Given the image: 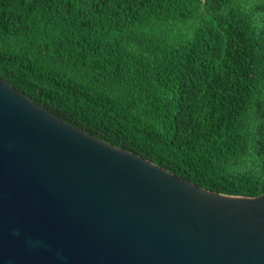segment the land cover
I'll list each match as a JSON object with an SVG mask.
<instances>
[{
    "label": "trees",
    "instance_id": "trees-1",
    "mask_svg": "<svg viewBox=\"0 0 264 264\" xmlns=\"http://www.w3.org/2000/svg\"><path fill=\"white\" fill-rule=\"evenodd\" d=\"M0 77L205 189L264 192V0H0Z\"/></svg>",
    "mask_w": 264,
    "mask_h": 264
},
{
    "label": "water",
    "instance_id": "water-1",
    "mask_svg": "<svg viewBox=\"0 0 264 264\" xmlns=\"http://www.w3.org/2000/svg\"><path fill=\"white\" fill-rule=\"evenodd\" d=\"M0 264H264V192L205 189L0 77Z\"/></svg>",
    "mask_w": 264,
    "mask_h": 264
}]
</instances>
